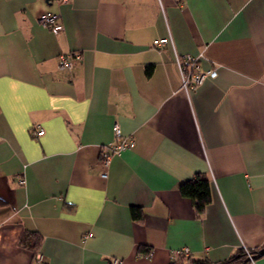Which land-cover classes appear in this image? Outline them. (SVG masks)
<instances>
[{"label": "crops", "instance_id": "crops-1", "mask_svg": "<svg viewBox=\"0 0 264 264\" xmlns=\"http://www.w3.org/2000/svg\"><path fill=\"white\" fill-rule=\"evenodd\" d=\"M46 12L60 15L57 33L38 22ZM160 38L170 41L155 49ZM174 51L201 54L216 76L184 91ZM115 124L134 146L102 177ZM197 173L211 186L201 215L177 190ZM0 201V264H35L18 245L25 230L42 237L41 264H170L183 248L217 262L260 249L264 0H0Z\"/></svg>", "mask_w": 264, "mask_h": 264}, {"label": "built area", "instance_id": "built-area-1", "mask_svg": "<svg viewBox=\"0 0 264 264\" xmlns=\"http://www.w3.org/2000/svg\"><path fill=\"white\" fill-rule=\"evenodd\" d=\"M64 1V0H58ZM38 22L53 33H57L61 29L60 24V15L57 13L46 12L38 17ZM170 39L160 38L155 39L152 42V47L155 49L163 48ZM74 55L72 53L59 56V67L61 69H70L72 65V58ZM78 58L77 55H75ZM174 63L178 69L180 76V85L181 88L186 92L193 91L196 89L205 79L216 76V68L212 67L209 69H202L200 62L203 58L201 54L191 55V54H179L174 51ZM113 140L112 142L102 146L100 151V163L104 168V171L101 173L102 177L107 176L106 168L114 155H119L123 150L129 149L134 146V140L131 137H126L122 135L120 128L117 124L112 127ZM32 134L34 136H40L43 134V129L36 125L32 128ZM20 183L22 184L24 180L21 178ZM87 237V236H85ZM246 253L248 250L245 248ZM183 253L185 255L189 254L187 248H183L181 251L175 252V254ZM37 262L42 260L40 254L35 255ZM111 264H121V261L117 258H112L109 261Z\"/></svg>", "mask_w": 264, "mask_h": 264}, {"label": "trees", "instance_id": "trees-1", "mask_svg": "<svg viewBox=\"0 0 264 264\" xmlns=\"http://www.w3.org/2000/svg\"><path fill=\"white\" fill-rule=\"evenodd\" d=\"M152 67L148 66L146 69L147 74L149 75ZM177 190L179 194L191 201L194 210L197 215H201L204 212L205 207L211 201V186L208 177L205 174L197 173L192 178L181 182ZM1 204V201H0ZM130 216L133 221L140 222L143 219V212L141 207L131 205L129 208ZM42 237L39 233L34 231L25 230L21 233L18 239V245L24 249H27L33 252L35 255L39 253V248L41 245ZM248 250V249H247ZM264 251V245L257 250H248L246 253L245 249H240L234 256H231L222 261L213 262L206 258L203 259H194L190 257L189 254L185 255L183 253H178L177 259L170 264H182V259L187 257L191 260L190 264H244L248 258H256ZM137 255L145 258L151 256L152 249L150 246L141 245L137 248ZM35 264H41V261L37 262L35 259Z\"/></svg>", "mask_w": 264, "mask_h": 264}, {"label": "rangeland", "instance_id": "rangeland-1", "mask_svg": "<svg viewBox=\"0 0 264 264\" xmlns=\"http://www.w3.org/2000/svg\"><path fill=\"white\" fill-rule=\"evenodd\" d=\"M190 262H191V260L189 258H187V257H184L182 259V264H190Z\"/></svg>", "mask_w": 264, "mask_h": 264}, {"label": "water", "instance_id": "water-1", "mask_svg": "<svg viewBox=\"0 0 264 264\" xmlns=\"http://www.w3.org/2000/svg\"><path fill=\"white\" fill-rule=\"evenodd\" d=\"M260 255H264V251L260 253ZM252 259H254V257H252ZM107 264H111L110 262H108Z\"/></svg>", "mask_w": 264, "mask_h": 264}]
</instances>
